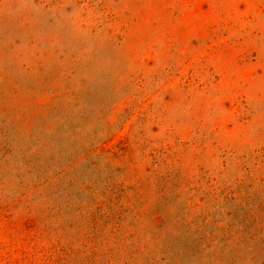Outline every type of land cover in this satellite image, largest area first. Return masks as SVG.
Returning <instances> with one entry per match:
<instances>
[{
  "label": "rangeland",
  "instance_id": "obj_1",
  "mask_svg": "<svg viewBox=\"0 0 264 264\" xmlns=\"http://www.w3.org/2000/svg\"><path fill=\"white\" fill-rule=\"evenodd\" d=\"M0 264H264V0H0Z\"/></svg>",
  "mask_w": 264,
  "mask_h": 264
}]
</instances>
